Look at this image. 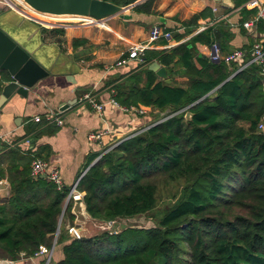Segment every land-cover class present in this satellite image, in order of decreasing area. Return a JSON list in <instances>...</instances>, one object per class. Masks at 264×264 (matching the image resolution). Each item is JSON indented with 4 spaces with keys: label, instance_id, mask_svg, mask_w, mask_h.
Returning <instances> with one entry per match:
<instances>
[{
    "label": "trees",
    "instance_id": "trees-1",
    "mask_svg": "<svg viewBox=\"0 0 264 264\" xmlns=\"http://www.w3.org/2000/svg\"><path fill=\"white\" fill-rule=\"evenodd\" d=\"M102 1L127 7L139 0ZM153 3L132 10L150 14ZM256 28L264 36V19ZM42 31L64 34L59 28ZM230 38L221 22L171 49L145 50L139 67L113 85L120 105L151 108L153 123L103 150L80 178L76 189L84 193L86 213L98 223L148 214L158 205L163 182L176 188L175 203L149 229L127 227L77 240L61 228L56 245H63V257L48 264H264V132L258 130L264 74L251 62L252 45L240 49L242 68L212 62L196 50L197 44H216L226 53ZM154 61L166 69L170 84L147 69ZM175 77L186 81L178 84ZM39 125L45 123L29 126L27 137ZM36 157L31 149L0 141V180L10 186L8 202L0 205V256L8 260L50 250L61 215L62 221L74 220L72 200L64 210L68 190L31 176Z\"/></svg>",
    "mask_w": 264,
    "mask_h": 264
},
{
    "label": "crops",
    "instance_id": "crops-1",
    "mask_svg": "<svg viewBox=\"0 0 264 264\" xmlns=\"http://www.w3.org/2000/svg\"><path fill=\"white\" fill-rule=\"evenodd\" d=\"M6 1L15 6L11 1ZM247 2L236 5L234 0H154L150 14L138 13L131 8L123 13L128 19L122 16L106 18L98 23V27L82 24L80 17L74 19L80 18L79 24H58L55 28L64 30L60 36L43 33V27L38 22L7 9L0 1V28L22 44L50 72L48 77L28 91L26 97L15 94L0 106V141L11 147L18 146L22 151L31 149L36 158L55 165L62 178L63 188L69 190L90 166L85 169L93 157L96 156L90 164L98 159L103 150L142 132L153 123L152 114L155 112L149 107H144L145 115L141 116L121 112L109 104L115 100L113 85L121 82L140 65L139 61L128 59L130 48L148 45L154 27H158L160 32L169 33L170 38H159L146 50L171 49L221 22L228 25L231 33L227 54L250 48L251 45L253 47L257 42L264 44V36L256 28L257 11L253 9L256 11L253 13L252 9L246 8ZM200 13L203 16L195 25H186L194 15ZM248 22L252 24L246 28L244 24ZM186 30H190L191 34L188 35ZM74 40L79 41L76 46L73 45ZM196 50L198 55L210 59V46L197 44ZM226 53H221V56L225 57ZM120 62L124 63L118 65ZM175 80L178 84L186 81L179 77H175ZM10 81L7 72L0 71V96L3 87ZM85 94H91L98 103L104 105L100 116L80 102ZM48 113L57 114L63 120V125L47 122L44 116ZM35 116H39L41 121L33 122ZM43 122L44 126L39 125L29 135L33 137L37 134L36 140L27 137L25 133L29 126L36 127ZM97 131L106 134L99 142H89V134ZM83 196L84 193H80L82 199ZM9 198L10 186L4 178L0 180V205L7 203ZM96 223L91 220L78 225L75 217L72 223L66 217L61 220L59 230L62 228L66 233L64 235L71 238L69 226L77 227L85 235L89 232L87 227H94ZM62 246L56 245L55 241L50 260L58 262L62 259ZM0 259L12 264H48L46 255L21 257L16 261L1 256Z\"/></svg>",
    "mask_w": 264,
    "mask_h": 264
},
{
    "label": "water",
    "instance_id": "water-1",
    "mask_svg": "<svg viewBox=\"0 0 264 264\" xmlns=\"http://www.w3.org/2000/svg\"><path fill=\"white\" fill-rule=\"evenodd\" d=\"M21 1L34 12L43 15L73 16V17L88 16L96 20H103L115 16H122L124 19H128L129 17L124 16L123 13L135 7L136 5L142 3L144 0H139L127 7H119L114 4L104 2L102 0H21ZM18 12L24 15L23 11H18ZM36 22H38L39 24H43L40 23L39 21ZM147 69L155 73V75L160 80L165 81L166 84L171 83V81L168 79L166 69L161 65H159L157 62L151 63L147 67ZM0 71L7 72L9 78L11 79V81L7 85H5L2 89V93L0 96V106L3 105L9 99H11L15 94L26 97L30 89H32L40 80H43L44 78L48 77L50 74V72L39 61H37L34 58L31 52H29L24 46H22V44H20L18 41L13 39L8 33H6L1 28H0ZM263 91H264V83H263ZM190 116L191 114L187 113L185 115V119L189 120ZM97 160H95V162ZM95 162L90 164V166L83 172L81 177L92 165L95 164ZM40 178L45 179L44 176H40ZM79 180L76 183H78ZM68 202H69V197L66 198L64 210ZM72 214L74 215L75 222L78 225H84L85 223L93 220L86 213L85 205L82 197L73 199ZM59 226H58V230H59ZM116 228L117 226L115 224V226H113L112 229L115 230ZM58 230L56 235L58 234ZM83 237H85L84 234ZM55 241L56 239L54 240L52 248L55 246ZM50 258L51 256H48L47 263L49 262Z\"/></svg>",
    "mask_w": 264,
    "mask_h": 264
},
{
    "label": "built area",
    "instance_id": "built-area-1",
    "mask_svg": "<svg viewBox=\"0 0 264 264\" xmlns=\"http://www.w3.org/2000/svg\"><path fill=\"white\" fill-rule=\"evenodd\" d=\"M245 7L252 9V10L255 9L257 11L255 21H258L260 19H264V0H249L246 3ZM80 18H82L81 19L82 24H88L90 26H97L98 27V23L102 22V20H96V19H93V18L88 17V16H83ZM85 19H87V20H85ZM251 24H252L251 22H248V23H245L244 26L247 28V27H250ZM159 38L168 39V38H170V34L167 32H164V33L160 32L158 27H154L150 32V35L148 38L149 39L148 45L152 44L153 42H156ZM148 45L132 46L130 48V51L128 54V59H134V60H137L141 63L143 53L148 48ZM211 51L212 52L210 55V60L212 62L223 60L226 63H236L238 66H241V68L243 67L242 64H243L244 59H245L244 58L245 54L243 51L235 50L232 53L227 54L225 57H222L220 50H219V47L216 44L211 46ZM252 55H253V57H252L251 62L258 64L260 66V68L262 69V72L264 74V47H263V44L261 42H257L254 44L253 49H252ZM122 63H124V62H120V63H118V65H120ZM80 102L88 105L99 116L101 115L104 105L101 103H98L91 94L83 95L80 99ZM109 104L112 105L113 108H115L121 112H124V113H135V114H138L141 116L145 115L144 107H135V106L125 107V106L120 105L115 100H111L109 102ZM44 117H45V120L47 122H53L54 121V123H56L58 126L63 125V120L59 116H57V114L48 113ZM32 121L38 123L41 121V118L39 116H35L32 118ZM258 130L261 132H264V115L262 116V118L258 124ZM105 134H106V132H101V131L93 132V133L89 134L88 140L91 143L99 142L102 140V138ZM26 142L28 143V141H26ZM31 176L36 177V178L40 177V176H44L48 180V182L54 184L58 190L63 189V181H62V178L60 176V173H59V170L57 169V167L53 164L48 163V162H44V161L40 160L39 158H34L33 161L31 162ZM77 184L78 183H75L74 186L68 190V196L67 197H69V201L70 200L73 201V199H77L80 197V193L76 189ZM114 223L115 222L103 223L105 225L103 227L104 228L103 230L108 231L111 234L112 233L116 234L118 231L111 229V227L113 226ZM68 234L71 236L72 239L78 240V239H81L83 237L81 230L77 229V227H75V226L68 228ZM52 251H53V248H51L50 250L42 248L38 253L35 254V256H41V255L50 256L52 254ZM0 264H12V262H8V261H4V260L0 259Z\"/></svg>",
    "mask_w": 264,
    "mask_h": 264
},
{
    "label": "rangeland",
    "instance_id": "rangeland-1",
    "mask_svg": "<svg viewBox=\"0 0 264 264\" xmlns=\"http://www.w3.org/2000/svg\"><path fill=\"white\" fill-rule=\"evenodd\" d=\"M0 1H1V3L5 4L4 6L7 9H12L15 11L16 10L24 11L25 16H27L31 19H34L36 21H39L40 23H43V24H40L41 27L46 28L47 30L54 29L55 26L58 24L66 23L67 25L68 24L71 25V24H79V22H80L79 21L80 18L77 20H55V21L50 20L49 18H45V16L43 14L35 13V12H33V10L31 11V9L28 8L21 0H9L13 4H15L16 8L11 6L6 0H0ZM19 1H20V3H19ZM76 18H78V17H76ZM49 22H50V24H49ZM152 116H153V114H152ZM175 192H176V188L172 184H166L163 182V187H161V197L159 199V202H158L156 209H154L152 212H149L148 214H145V215H140V216H137V217H134L131 219H122V220L115 222L113 224V226H115V224L117 226V228L115 230L119 231L120 229L127 228V227L140 228V229L141 228H143V229L152 228L153 226H155V222L158 220V218L164 212H166L168 209H170L174 205L175 202H174V199L172 198V194H174ZM61 220H62V218H61ZM59 223H61L60 220H59ZM58 226H59V224H58ZM104 226L105 225L103 223H98V222L96 223V226H94V227H91V225L88 226L87 228H89V232L85 233V236H88V235L92 236L95 234H99L101 232H108V231L103 230ZM113 226L111 227V229L113 228ZM69 227H72V226H69ZM57 235L55 236V239H57Z\"/></svg>",
    "mask_w": 264,
    "mask_h": 264
},
{
    "label": "bare ground",
    "instance_id": "bare-ground-1",
    "mask_svg": "<svg viewBox=\"0 0 264 264\" xmlns=\"http://www.w3.org/2000/svg\"><path fill=\"white\" fill-rule=\"evenodd\" d=\"M19 3H20V1H19ZM18 3V4H19ZM13 7H15L16 8V6H13ZM27 8V7H26ZM32 11V10H31ZM24 12V11H23ZM27 12V11H26ZM34 12V11H33ZM45 16V18H49L50 20H74V19H76V17H73V16H52V15H44ZM47 23V22H46ZM49 24H50V22H49Z\"/></svg>",
    "mask_w": 264,
    "mask_h": 264
}]
</instances>
